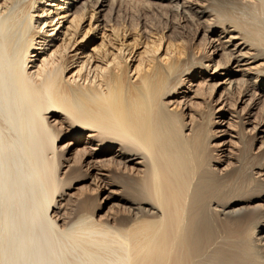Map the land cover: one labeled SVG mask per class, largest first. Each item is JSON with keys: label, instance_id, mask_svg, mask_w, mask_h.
Returning a JSON list of instances; mask_svg holds the SVG:
<instances>
[{"label": "bare ground", "instance_id": "obj_1", "mask_svg": "<svg viewBox=\"0 0 264 264\" xmlns=\"http://www.w3.org/2000/svg\"><path fill=\"white\" fill-rule=\"evenodd\" d=\"M262 139L264 0H0V264H264Z\"/></svg>", "mask_w": 264, "mask_h": 264}, {"label": "rangeland", "instance_id": "obj_2", "mask_svg": "<svg viewBox=\"0 0 264 264\" xmlns=\"http://www.w3.org/2000/svg\"><path fill=\"white\" fill-rule=\"evenodd\" d=\"M140 8H142V9H147V8H144V7H140ZM151 8H153V7H151ZM166 9V10H165ZM164 9V11L165 12H163V11H153V13H151L152 12V10L149 8L148 10V12H149V22H151V23H149V24H151V26H156V27H154V28H158V30H162V32H164V34H166V35H168V37L170 36H180V37H182V38H184V39H186V40H189V41H192V44H194V45H196V43L195 42H199V40H200V36L198 37V35L200 34V32H201V29H202V25H196V23H195V25H193L194 23H191V22H189L188 20L186 21V22H183V18H182V16L180 15L179 16V14L180 13H178V12H176V11H172L171 9L172 8H169V7H166ZM233 9H234V7H233ZM168 10V11H167ZM171 10V11H170ZM235 10H237L236 8H235ZM162 12H163V14H162ZM233 13H238V11L236 12H234L233 11ZM151 14H154V15H151ZM159 14V15H158ZM175 17H177V19L175 18ZM180 17V18H179ZM136 18V15L135 16H132L131 17V20H134ZM176 22V23H175ZM181 22H183V24H185V26H184V30L183 29H180V28H175L174 29V26L178 23V24H180ZM177 24V25H178ZM197 26V27H196ZM173 29H172V28ZM199 27V28H198ZM183 30L182 32H181V34H179V35H177V31H180V30ZM175 31V32H173V31ZM171 32V33H170ZM216 36V35H215ZM167 37V36H166ZM166 37H165V39H166ZM199 38V39H198ZM198 44V43H197ZM163 50V46H162V48L160 49V51L159 52H161ZM193 82V81H192ZM202 86V85H201ZM200 86V88H201V90L202 89H204V87L202 88ZM195 88H197V87H195ZM194 89V88H193ZM198 89V88H197ZM205 90V89H204ZM205 93V92H204ZM204 93H202L201 94V97L205 100L206 99V101L208 100V101H210V98H213L214 97V95L212 94V95H209L208 93V96L206 95V94H204ZM203 94H204V96H203ZM206 95V96H205ZM211 96V97H210ZM207 97V98H206ZM194 100V99H193ZM199 100V102H201L200 100L201 99H198ZM212 100V99H211ZM205 101V102H206ZM203 102V101H202ZM207 104H208V102H207ZM207 104H205V103H202L201 105H196V109H198L197 111H200V110H202L203 111V109H204V111H206L207 112ZM214 106V105H213ZM190 107V106H189ZM184 108V110H181L180 109V111L182 112V113H180V111H178L179 112V114H181L182 116V119L184 120V123L187 121V115H188V111H190V109L191 108ZM206 107V108H205ZM215 107V106H214ZM200 108V109H199ZM193 110H194V108H193ZM184 111V112H183ZM201 112V111H200ZM186 113H187V115H186ZM185 115V116H184ZM180 117V118H181ZM181 119V120H182ZM182 120V121H183ZM221 139V140H220ZM226 139H222V138H220V137H217V139L215 140V142H214V144L216 145V146H218V144L219 143H221L222 141H225ZM263 141H264V139H262ZM262 140H260V141H257V142H255L253 145H252V148L250 149V154H251V156L250 157H253L254 156V154L255 153H257V147H258V145H260V142H262ZM258 142H259V144H258ZM257 144V145H256ZM232 151L233 152H236V149H232ZM238 157L239 156H237L236 157V159H238ZM209 158H210V160H213L210 156H209ZM234 158H235V156H233V159H231V162H234ZM62 163V160H60V164ZM235 174H237V180L235 181V182H233L232 184H231V188H233V189H237V190H241V189H245V188H247L248 186L247 185H249V173H248V171H247V169H245V167L243 168V169H241V170H237V173H235ZM120 176V178L122 179V181L123 180H125L124 182L126 183V182H128L126 185L127 186H131V184H133L132 186L134 187L136 184H134V178L135 177H133L132 175H124V174H121V175H119ZM131 176H132V179H131ZM120 179V180H121ZM73 192H75V193H79L80 191H77V190H73ZM256 193H258V192H255V193H253L252 195H250V196H248L247 198H246V200L241 204V206H251L252 204H250V203H248V200H253L254 201V203L253 204H259V205H262V206H264V201H262V200H260L259 199V197L260 196H255L256 195ZM108 194V193H107ZM107 194H104L103 195V197L105 196V195H107ZM255 196V197H254ZM113 202V201H112ZM112 202L111 201H109V202H107V207H105L104 208V210H103V212H101L100 214H103L108 208H109V206H111L112 205ZM103 203V205L105 204V202H102ZM260 211H264V209H262V210H260ZM241 230V226L239 225V224H237V223H235V222H233V223H231V222H224V221H221V224H220V227H219V230H218V233L219 232H223V233H226V236H227V238H229V239H231V240H236L237 239V236L235 235V234H237L239 231Z\"/></svg>", "mask_w": 264, "mask_h": 264}]
</instances>
